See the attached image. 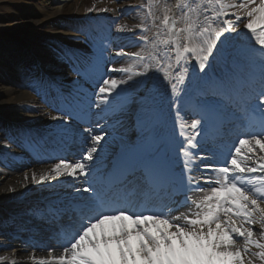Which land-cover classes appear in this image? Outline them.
<instances>
[{
	"label": "bare ground",
	"instance_id": "bare-ground-1",
	"mask_svg": "<svg viewBox=\"0 0 264 264\" xmlns=\"http://www.w3.org/2000/svg\"><path fill=\"white\" fill-rule=\"evenodd\" d=\"M51 1V0H50ZM137 3V0H117L116 4H113L111 0H68L63 6L51 7L47 0H14L16 7H8L4 4L3 0H0V121L9 122L10 127L12 123L19 122L28 126H45L53 128L58 131H76L83 132L82 128L88 123V117L83 122L70 123L66 120H62L59 116L52 113L46 104L40 103L30 91L25 90L20 80L17 78L16 67H21L18 70L20 76L25 71L27 63L34 62L27 56V54L38 55L42 62V65L51 73V75L57 77H63L71 75V72L67 71L65 67L54 62L47 51L46 38L48 37H70L76 36L77 33L73 32V29L69 26L73 23L70 21L78 22V19L88 18L90 16H106L110 15L118 19V27L123 30H129L132 28L137 18L135 15L125 16V9L127 4ZM239 8V11L243 10H262L264 7H260L254 0H248ZM22 4V5H20ZM14 6V5H13ZM29 11V13H28ZM27 12L25 17H22V13ZM256 18H252L249 24H254ZM192 36L189 38L191 40ZM12 40H17L21 44L20 47H15ZM68 42V41H65ZM22 65V63H24ZM34 66V65H32ZM31 66V67H32ZM8 73H4V71ZM3 71V72H2ZM125 79H116L114 83L110 84L109 88L120 87L122 84H126ZM128 108L123 115V131L128 125V114L131 111ZM239 119L238 117H236ZM7 119V120H3ZM120 134H122L119 131ZM0 133V150L5 151L7 144ZM119 138V137H118ZM186 139V138H185ZM114 140V139H112ZM187 140V139H186ZM115 141V140H114ZM256 158L264 156V148L258 146L253 153ZM260 155V156H258ZM217 158L216 155H212ZM192 159H194L192 157ZM19 163V159L17 161ZM4 162H0V205L2 208L0 212L6 209H10L13 206L12 200H17L20 195L39 180L45 178L42 182L49 183L58 181L64 177H60L61 171L58 168V164L38 165L34 164L26 169H19L20 164L16 166L15 171H10L9 168H4ZM80 167V166H79ZM78 166L75 169H68L63 171L65 176L74 177L79 175L80 168ZM212 167L206 165L205 170H211ZM262 175V173L257 172ZM207 181V180H206ZM221 192L216 189L215 191H206L197 195V200L206 205L207 210L200 213V218L208 222L210 231L206 226L204 229H196L193 227L182 226L175 228L173 225H166L165 234L168 239L167 242L180 241L182 239L196 242L197 240H205L201 243L205 244L202 248L199 245H194L190 250L187 247L186 250H179L176 246L175 253H171L167 247L169 244H162L164 249V259L167 264L170 262L177 264H217L218 256L223 255V252H227L224 257V261L229 264H247V262H255L264 260V257L256 258L253 250L254 245L261 246L260 243L251 244L246 241H235L232 239L233 235L243 239L247 233H241L243 235L235 234L233 221L236 220V216L231 214L230 211L222 210L220 205L215 201L214 195H218ZM35 195L33 192H29L27 197L31 198ZM17 202V201H15ZM259 205V206H258ZM255 205L256 210L250 211V216L258 220L257 216L260 213L264 214V204ZM209 211V212H208ZM207 217H205L206 215ZM240 214V213H239ZM209 215V216H208ZM255 226L254 223H251ZM258 227H262V224H257ZM168 229V232H167ZM212 232V233H211ZM239 232V231H238ZM211 233V234H210ZM211 237L214 241H208L206 237ZM228 241V245L224 242ZM199 243V244H201ZM188 252L190 254H188ZM220 253L218 255V253ZM45 260L44 262H47ZM19 262L21 264H30L33 261L25 262L22 258L14 256L12 253H0V264H15ZM60 258L54 259L53 264H63ZM140 264H151L150 262H141ZM159 264V263H158Z\"/></svg>",
	"mask_w": 264,
	"mask_h": 264
},
{
	"label": "rangeland",
	"instance_id": "rangeland-1",
	"mask_svg": "<svg viewBox=\"0 0 264 264\" xmlns=\"http://www.w3.org/2000/svg\"><path fill=\"white\" fill-rule=\"evenodd\" d=\"M4 1V4L7 5L8 7H13L12 5L13 4H16V3H13L14 0H3ZM56 7H60L58 5H56ZM27 12H25L24 14H22V17H25ZM29 13V11H28Z\"/></svg>",
	"mask_w": 264,
	"mask_h": 264
}]
</instances>
